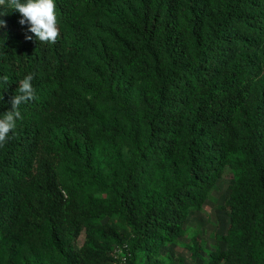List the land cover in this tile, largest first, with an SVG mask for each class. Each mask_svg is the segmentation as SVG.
I'll use <instances>...</instances> for the list:
<instances>
[{"label":"trees","instance_id":"obj_1","mask_svg":"<svg viewBox=\"0 0 264 264\" xmlns=\"http://www.w3.org/2000/svg\"><path fill=\"white\" fill-rule=\"evenodd\" d=\"M54 3L53 44L0 16V116L37 97L0 147V264H164L227 167L202 264H264V0Z\"/></svg>","mask_w":264,"mask_h":264},{"label":"rangeland","instance_id":"obj_2","mask_svg":"<svg viewBox=\"0 0 264 264\" xmlns=\"http://www.w3.org/2000/svg\"><path fill=\"white\" fill-rule=\"evenodd\" d=\"M106 32V28L100 27L96 32V37H105L108 35ZM104 152L105 150L99 152L102 159ZM232 178L231 169L225 168L222 177L210 191L202 208L190 212L182 234L178 239L167 244L159 260H163L164 264H202L213 250L217 247H224L223 234L229 224L224 207V197ZM194 237L200 245L198 256H193L190 250Z\"/></svg>","mask_w":264,"mask_h":264},{"label":"clouds","instance_id":"obj_3","mask_svg":"<svg viewBox=\"0 0 264 264\" xmlns=\"http://www.w3.org/2000/svg\"><path fill=\"white\" fill-rule=\"evenodd\" d=\"M0 16L11 12H18L21 16L18 23L27 25V32L34 35L36 41L53 44L59 37L58 14L54 0H0ZM6 27V21L0 19V28ZM26 40H32L33 36L25 35ZM33 74L25 75L18 81L19 87L11 96L8 103L11 108L0 116V147H3L11 138V133L17 128V121L22 120L20 107L35 100L36 89L32 83ZM0 82L8 85L9 77L0 76ZM0 101L3 96L0 95Z\"/></svg>","mask_w":264,"mask_h":264},{"label":"built area","instance_id":"obj_4","mask_svg":"<svg viewBox=\"0 0 264 264\" xmlns=\"http://www.w3.org/2000/svg\"><path fill=\"white\" fill-rule=\"evenodd\" d=\"M113 264H127L126 256L122 251L118 252Z\"/></svg>","mask_w":264,"mask_h":264}]
</instances>
